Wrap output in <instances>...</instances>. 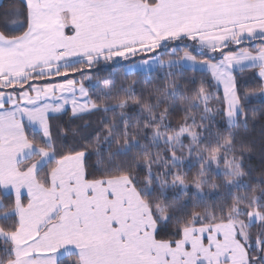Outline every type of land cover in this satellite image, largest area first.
Wrapping results in <instances>:
<instances>
[{"label":"snow or ice","instance_id":"snow-or-ice-1","mask_svg":"<svg viewBox=\"0 0 264 264\" xmlns=\"http://www.w3.org/2000/svg\"><path fill=\"white\" fill-rule=\"evenodd\" d=\"M257 152L264 0L0 7V264H264Z\"/></svg>","mask_w":264,"mask_h":264},{"label":"trees","instance_id":"trees-1","mask_svg":"<svg viewBox=\"0 0 264 264\" xmlns=\"http://www.w3.org/2000/svg\"><path fill=\"white\" fill-rule=\"evenodd\" d=\"M8 3L9 0H5L0 7L7 5ZM251 138L257 143V145L259 144V141L261 139V129L259 125H257V127L252 132ZM250 163L252 164L254 169L257 170V174L261 168H264V163L261 162V158L258 152L254 154L253 159L250 161Z\"/></svg>","mask_w":264,"mask_h":264},{"label":"crops","instance_id":"crops-1","mask_svg":"<svg viewBox=\"0 0 264 264\" xmlns=\"http://www.w3.org/2000/svg\"><path fill=\"white\" fill-rule=\"evenodd\" d=\"M5 0H0V6H1V4L4 2Z\"/></svg>","mask_w":264,"mask_h":264}]
</instances>
